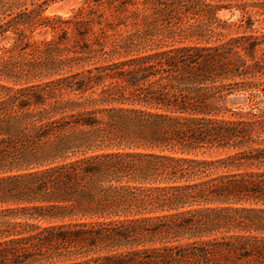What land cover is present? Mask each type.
Returning a JSON list of instances; mask_svg holds the SVG:
<instances>
[{"label": "trees", "instance_id": "16d2710c", "mask_svg": "<svg viewBox=\"0 0 264 264\" xmlns=\"http://www.w3.org/2000/svg\"><path fill=\"white\" fill-rule=\"evenodd\" d=\"M58 1L0 0V264H264V0Z\"/></svg>", "mask_w": 264, "mask_h": 264}, {"label": "rangeland", "instance_id": "374dc122", "mask_svg": "<svg viewBox=\"0 0 264 264\" xmlns=\"http://www.w3.org/2000/svg\"><path fill=\"white\" fill-rule=\"evenodd\" d=\"M250 1V0H248ZM251 1H257V0H251ZM81 3V0H64V1H58L55 3H52L49 5V7L47 8V10L45 11V15L51 16V15H61V16H67L70 14V12L72 11V9L76 8L77 6H79ZM231 13H234L231 15ZM238 12L237 11H222L218 14V16L223 19V20H229V21H235L238 18ZM261 18L258 16H255L254 19H259ZM256 26H258V22L255 24ZM46 37L47 39H49L50 35H36V38H44Z\"/></svg>", "mask_w": 264, "mask_h": 264}]
</instances>
